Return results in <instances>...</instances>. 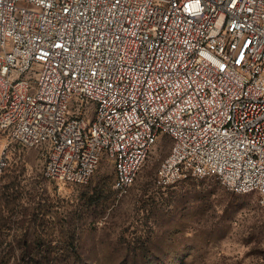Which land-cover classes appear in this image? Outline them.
Segmentation results:
<instances>
[{"label":"built area","instance_id":"obj_1","mask_svg":"<svg viewBox=\"0 0 264 264\" xmlns=\"http://www.w3.org/2000/svg\"><path fill=\"white\" fill-rule=\"evenodd\" d=\"M0 129L58 184L108 157L121 195L167 137L160 184L264 205V0H0Z\"/></svg>","mask_w":264,"mask_h":264},{"label":"rangeland","instance_id":"obj_2","mask_svg":"<svg viewBox=\"0 0 264 264\" xmlns=\"http://www.w3.org/2000/svg\"><path fill=\"white\" fill-rule=\"evenodd\" d=\"M172 145L161 137L121 195L108 157L86 185L58 184L43 149L0 129V264H264L260 195L215 177L160 184Z\"/></svg>","mask_w":264,"mask_h":264},{"label":"trees","instance_id":"obj_3","mask_svg":"<svg viewBox=\"0 0 264 264\" xmlns=\"http://www.w3.org/2000/svg\"><path fill=\"white\" fill-rule=\"evenodd\" d=\"M4 133H6V132H4ZM4 193H5L4 195L6 196L7 192L5 191ZM32 263H34V264H43L41 262L32 261L31 259L28 261V263H25V264H32Z\"/></svg>","mask_w":264,"mask_h":264}]
</instances>
